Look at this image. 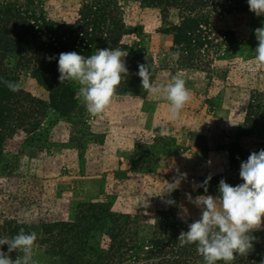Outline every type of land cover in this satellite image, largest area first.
<instances>
[{"label":"rangeland","instance_id":"obj_1","mask_svg":"<svg viewBox=\"0 0 264 264\" xmlns=\"http://www.w3.org/2000/svg\"><path fill=\"white\" fill-rule=\"evenodd\" d=\"M82 1L29 0L31 9L57 22L74 21ZM124 12L135 34L123 40L143 45L146 61L157 66L154 85L163 86L178 74L191 99L173 120L164 98L118 85L102 114L90 116L76 96L72 113L62 115L49 106L38 129L7 135L0 146V236H14L23 227L26 233L35 232L38 264L61 262L62 257L51 253L63 229L60 223L74 221L80 203L89 202L108 204L135 220L138 258L122 264H152L144 252L155 238L156 224L169 234L187 231L200 210L186 194H205L199 185L209 176L212 195L222 178L231 185L242 183L231 153L239 147L249 152L264 149L263 126L253 131L244 126L251 104L264 112V66L255 60L254 51V30L264 26V16L249 10L213 12L215 29L233 31L234 36L231 44L212 53L211 67L201 70L182 63L172 34L166 33L179 20L177 9L165 17L159 7L127 0ZM122 53L126 62L128 51ZM7 63L18 73L19 87L49 100V92L34 77V66L13 57ZM71 85L77 93L78 84ZM175 180V191L162 195ZM169 199L175 203H166ZM263 227L264 218L255 229ZM3 250L7 252L6 245ZM9 255L14 260L18 254Z\"/></svg>","mask_w":264,"mask_h":264},{"label":"trees","instance_id":"obj_2","mask_svg":"<svg viewBox=\"0 0 264 264\" xmlns=\"http://www.w3.org/2000/svg\"><path fill=\"white\" fill-rule=\"evenodd\" d=\"M125 1L83 0L74 21L57 22L44 12L31 9L29 0H0V78L18 85V73L7 63L8 58H18L34 66V77L49 92V100L44 101L19 85L13 92L0 83V146L12 131L38 129L49 106L68 115L78 105L71 82H60L57 59H50L58 58L61 52L76 51L87 57L99 47L127 50L128 73L122 75L119 85L139 94L143 90L141 78L136 74L140 64L149 65L153 81L157 66L146 61L148 56L143 45L139 42L128 45L123 40L124 36L135 34L125 21ZM143 1L159 7L165 17L171 9L178 10V22L167 28L166 33L172 34L182 63L201 70L210 68L213 54L232 43L233 31H217L212 13L249 10L247 0ZM262 109H253L251 104L244 124L246 131L258 126L264 130ZM250 153L241 147L237 153L233 151L231 160L235 167H240ZM77 209L74 221L60 223L63 229L52 242L51 253L62 257L59 264H122L138 258L137 250L141 246L136 222L129 213L115 212L112 206L99 202L80 203ZM156 228L160 229L158 223ZM157 230L144 252L152 264L203 262L195 245L181 246L180 233ZM251 234L253 247L247 255L236 256L232 264H264V227L254 229Z\"/></svg>","mask_w":264,"mask_h":264},{"label":"clouds","instance_id":"obj_3","mask_svg":"<svg viewBox=\"0 0 264 264\" xmlns=\"http://www.w3.org/2000/svg\"><path fill=\"white\" fill-rule=\"evenodd\" d=\"M247 4L256 16H264V0H247ZM254 33L258 41L255 60L264 66V26ZM125 56L119 48H103L87 57L71 51L50 59H57L60 82L78 84L77 98L90 116H97L110 105L122 75L128 73ZM136 74L141 78L142 89L164 98L169 104L170 118L179 119L191 99L185 80L177 74L169 83L156 86L150 79L148 64L138 65ZM0 83L13 92L18 88L16 83L3 78ZM239 176L242 183L237 185L222 178L215 195L208 194L210 176L199 185L205 194L194 198L186 194L188 201L200 210V216L188 224L187 231L180 233L178 241L181 246L195 245L203 264H232L236 256L247 255L253 247L251 233L264 218V149L251 152L247 160L241 161ZM178 185L179 180L168 182L162 195H170ZM166 203L175 201L169 199ZM35 241L36 233H26L23 228L14 236H0V264H38L34 258ZM5 245L7 252L3 250ZM12 252L18 254L14 260L9 255Z\"/></svg>","mask_w":264,"mask_h":264}]
</instances>
